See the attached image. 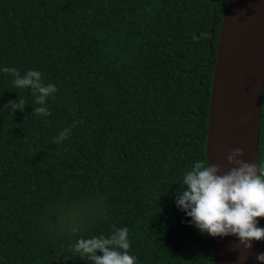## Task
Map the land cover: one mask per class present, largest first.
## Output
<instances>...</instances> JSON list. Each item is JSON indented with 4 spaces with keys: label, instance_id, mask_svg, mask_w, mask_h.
I'll list each match as a JSON object with an SVG mask.
<instances>
[{
    "label": "trees",
    "instance_id": "1",
    "mask_svg": "<svg viewBox=\"0 0 264 264\" xmlns=\"http://www.w3.org/2000/svg\"><path fill=\"white\" fill-rule=\"evenodd\" d=\"M226 2L0 0V264H92L78 240L125 227L136 264H214L210 235L177 200L206 163ZM5 67L56 86L50 115Z\"/></svg>",
    "mask_w": 264,
    "mask_h": 264
},
{
    "label": "water",
    "instance_id": "2",
    "mask_svg": "<svg viewBox=\"0 0 264 264\" xmlns=\"http://www.w3.org/2000/svg\"><path fill=\"white\" fill-rule=\"evenodd\" d=\"M264 84V0H227L221 20L210 89L205 154L206 163L227 173L235 165L227 160L235 148L240 159L257 165L259 121ZM258 227L262 228L261 218ZM214 264H264L263 240L251 250L237 237L210 236Z\"/></svg>",
    "mask_w": 264,
    "mask_h": 264
},
{
    "label": "clouds",
    "instance_id": "3",
    "mask_svg": "<svg viewBox=\"0 0 264 264\" xmlns=\"http://www.w3.org/2000/svg\"><path fill=\"white\" fill-rule=\"evenodd\" d=\"M202 37L206 38L207 33H202ZM193 39L197 37L193 36ZM3 71L14 77L15 87L31 88L36 94V102L41 105L34 109L37 115H50L44 105L57 91L55 85H45L41 72L36 70H28L23 76L15 68L5 67ZM25 105L24 99L19 98L18 101L10 100L7 107L15 113L17 109L23 111ZM69 135L70 130L65 129L54 138V142L61 143ZM242 155V148L232 150L227 160L235 166L224 174H220V165L197 161L183 178L186 187L182 188L177 205L192 218L191 222L202 233L213 237L234 235L239 242L237 247L242 245L251 250L253 241L264 240V228L257 226L258 218H264V167L258 174L257 165L240 159ZM72 231L79 229L74 227ZM128 234L125 227L115 228L107 238H82L74 245V251L92 264H136L135 257L128 252ZM97 252L103 255H97ZM257 259L264 262V253Z\"/></svg>",
    "mask_w": 264,
    "mask_h": 264
},
{
    "label": "bare ground",
    "instance_id": "4",
    "mask_svg": "<svg viewBox=\"0 0 264 264\" xmlns=\"http://www.w3.org/2000/svg\"><path fill=\"white\" fill-rule=\"evenodd\" d=\"M259 146H260V144H259ZM260 166V165H259Z\"/></svg>",
    "mask_w": 264,
    "mask_h": 264
}]
</instances>
